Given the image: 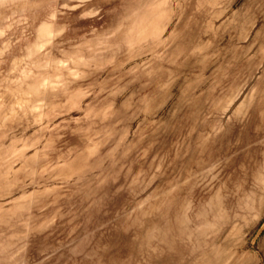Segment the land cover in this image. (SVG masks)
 <instances>
[{"label": "rangeland", "instance_id": "rangeland-1", "mask_svg": "<svg viewBox=\"0 0 264 264\" xmlns=\"http://www.w3.org/2000/svg\"><path fill=\"white\" fill-rule=\"evenodd\" d=\"M0 264H264V0H0Z\"/></svg>", "mask_w": 264, "mask_h": 264}]
</instances>
